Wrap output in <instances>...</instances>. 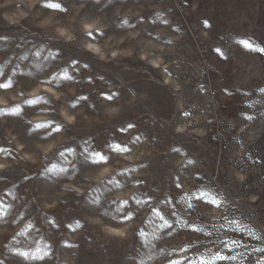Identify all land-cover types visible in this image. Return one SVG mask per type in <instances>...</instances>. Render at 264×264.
<instances>
[{
	"label": "rangeland",
	"instance_id": "1",
	"mask_svg": "<svg viewBox=\"0 0 264 264\" xmlns=\"http://www.w3.org/2000/svg\"><path fill=\"white\" fill-rule=\"evenodd\" d=\"M5 83L0 264H264V0H0Z\"/></svg>",
	"mask_w": 264,
	"mask_h": 264
},
{
	"label": "snow or ice",
	"instance_id": "2",
	"mask_svg": "<svg viewBox=\"0 0 264 264\" xmlns=\"http://www.w3.org/2000/svg\"><path fill=\"white\" fill-rule=\"evenodd\" d=\"M53 7H55V6H53ZM245 43V45L247 46V47H249V48H251L252 47V45L251 44H249V43H247V42H244ZM68 79H71V77H67ZM8 87H10V84H8V83H5V84H0V88H8ZM40 99H43V98H40ZM37 102H39L38 100H36V101H30L29 103H37ZM38 127H41V126H38ZM46 127V126H45ZM131 127V126H130ZM57 130H59L58 128H57ZM117 148L119 147V146H116ZM101 160H103V157H101L100 158ZM179 186V185H178ZM211 202H213V203H215V201L213 200V201H211ZM118 211L120 210V209H117ZM162 219H163V217H161ZM221 259H224V257H220Z\"/></svg>",
	"mask_w": 264,
	"mask_h": 264
}]
</instances>
